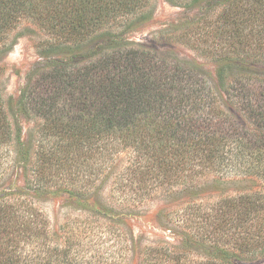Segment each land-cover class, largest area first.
Masks as SVG:
<instances>
[{
	"label": "trees",
	"instance_id": "obj_1",
	"mask_svg": "<svg viewBox=\"0 0 264 264\" xmlns=\"http://www.w3.org/2000/svg\"><path fill=\"white\" fill-rule=\"evenodd\" d=\"M211 2L212 42L191 48L219 64L217 89L199 67L128 40L150 0H0V56L22 23L42 36L17 97L3 96L0 64V264L184 259L187 246L120 235L121 220L153 218L222 264L264 256V0ZM59 193L80 214L55 228L37 198ZM96 228L120 249H95Z\"/></svg>",
	"mask_w": 264,
	"mask_h": 264
},
{
	"label": "rangeland",
	"instance_id": "obj_2",
	"mask_svg": "<svg viewBox=\"0 0 264 264\" xmlns=\"http://www.w3.org/2000/svg\"><path fill=\"white\" fill-rule=\"evenodd\" d=\"M175 1L179 4H171L167 0H150V4L147 6V11L150 13L149 19L131 30L127 38L131 42H139L154 47L177 61L188 62L199 67L201 72L206 75L213 89H217L215 72L219 64L212 62L206 57L199 56V52L191 48L193 46H206L212 42L210 40L211 36H207V32L211 30L212 24L209 23H211L213 18L208 17L206 21H201L206 15L205 10L212 3V0L209 2H206L207 0L198 1L191 9L185 6V3H189L191 0ZM27 28L31 29L32 26L22 23L12 33L11 39H15L13 47L9 52L0 56V64L4 69L1 74V82L5 99L9 96L17 97L19 90L24 85L26 75L36 64L41 62L38 56L37 44L42 36L39 33L31 34L28 31H24ZM18 33H21L20 37H17ZM214 41L217 42V38ZM24 126L26 127L25 129H31L32 124L28 122ZM14 186L21 187L23 185L20 180L16 181L14 179L11 182V187ZM106 191L103 189L101 192L105 195ZM103 195L101 194V197ZM37 200L49 218L51 225L55 228L62 225L67 219L78 218L77 215L80 214L78 212L79 206L65 194L45 195L37 198ZM100 202L103 203L102 200ZM155 207V202L148 203L142 207V210L152 212L155 211ZM104 221L99 219L98 223ZM105 222L109 223L108 221ZM120 222L123 224L122 227L117 224L120 229V235L123 237V230L125 232L127 230L130 233L129 237L132 235L133 238L131 239L136 245L137 242H141V244L147 243L148 245L152 243L153 247H165L166 244L174 247L180 246V248L188 247V249H180L181 251H187L184 259L163 264H222L220 260L212 255L214 249H205L201 241L185 237L183 233H188V231L182 228L179 229L178 225L168 224L156 218H153L152 224L154 226L138 219H132L131 223L125 220ZM94 231L103 234V236L97 234L94 237L95 249H108V252L110 249H113L111 250L112 252L114 249H120L118 246L113 247L115 240L113 235L110 236L105 232L103 233L101 232L102 229L98 228L94 229ZM88 235L86 234L82 237L85 243L88 240ZM125 237L129 238L128 236ZM121 245L124 246V244ZM139 250L135 247V253ZM108 262H110V259H108ZM139 262L140 259L138 258V263L133 260L131 263L123 262L122 264H139ZM247 262L248 260L245 259L244 262L238 264H264V256L258 257L255 262Z\"/></svg>",
	"mask_w": 264,
	"mask_h": 264
}]
</instances>
